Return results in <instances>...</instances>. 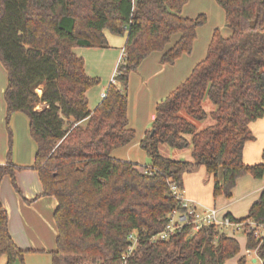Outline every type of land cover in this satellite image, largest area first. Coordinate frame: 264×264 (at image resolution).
<instances>
[{"label": "trees", "instance_id": "obj_1", "mask_svg": "<svg viewBox=\"0 0 264 264\" xmlns=\"http://www.w3.org/2000/svg\"><path fill=\"white\" fill-rule=\"evenodd\" d=\"M188 1L0 0L7 116L27 115L37 145L33 169L43 196L57 200L52 264H122L132 234L138 245L126 264H226L239 254L238 240L215 225L192 235V226H184L165 242L150 238L179 208L170 185L184 189L186 173L205 167L215 178V198H230L240 177L264 173L263 163L244 162L245 145L255 141L251 124L264 117V0H216L231 35L216 29L205 59L158 102L156 118L140 142L151 171L111 157L135 139L128 119L130 74L155 51L164 52L161 62L171 65L192 52L207 18L184 17ZM105 31L126 36V43L106 97L90 110L87 92L100 79L87 74L74 49L109 48ZM176 35L178 41L165 51ZM206 98L215 106L210 113L203 106ZM208 118L213 123L198 129L195 122ZM161 145L191 147L192 161L163 156ZM16 171L10 161L0 164V186L6 176L15 181ZM227 217L264 224V188L247 217ZM244 233L246 249L257 250L264 260V240L248 228ZM25 253L12 239L0 201V263L6 257L4 264H24ZM238 264H248L246 257Z\"/></svg>", "mask_w": 264, "mask_h": 264}, {"label": "crops", "instance_id": "obj_2", "mask_svg": "<svg viewBox=\"0 0 264 264\" xmlns=\"http://www.w3.org/2000/svg\"><path fill=\"white\" fill-rule=\"evenodd\" d=\"M209 1L211 0H189L188 3L183 7L182 15L184 17L194 18L192 16H195V14L193 15L192 11L193 10L196 11L198 8H200V5L207 4V2ZM200 14H204V13H200ZM201 27H199L197 30V38L193 43V49L190 54L182 55L173 65H171V64H164L161 62V58L164 52L155 51L151 53L145 60L142 61L137 71L132 72L130 74L129 83H128L129 95L131 98L132 97L131 92L133 87V102L131 101V104L128 105V119H129V127L136 132V135H135V139L129 145L114 149L111 153V157L128 162H132L130 160H134V158L130 156V149L132 148V145L133 147L139 146L140 142L144 139L147 132L149 131V127L156 118V109L158 102L163 98H165L166 96H168L180 84H182L191 75L194 67L205 59L214 32L210 33L205 38L200 37L199 29ZM105 35L109 43V48L103 49V48L77 47L74 49V52L76 53V55H78L79 57L85 60V69L87 74L89 70L88 68H90L88 67L89 64L88 60H90L91 64L94 66L93 70H100V72L106 74L105 79L107 78L108 80H110L112 79L111 77L113 76V74H115L119 62L122 59L124 53V46L126 43V36H115L109 33L108 31H105ZM230 35H231V31L229 30L227 32V35L224 37H229ZM178 39L179 36L176 35L174 40H172V43L166 47L165 51L170 49L178 41ZM108 82L105 83L99 90H97L98 96H96L95 94L94 95L91 94L90 90L87 92L90 110H93L92 108H95L96 104L102 101L100 98L101 97L100 94L106 92ZM3 91L4 88H2V92ZM1 103H0V112H2ZM214 109L215 107L211 106L209 109L210 111H206V112L210 113ZM132 110L133 112H131ZM256 123L257 122L251 124V129L255 136H257L258 131H261L260 128H258V126L257 128L256 127L254 128V126L257 125ZM211 124H212L211 122L207 121V123L204 124L205 128ZM252 143L253 142H248L245 145V150H244L245 163H252L250 159L252 157V153L253 155L256 156L259 154V152L261 153V148H263V146L259 148L256 147L252 148L251 145H254ZM184 150L187 151L185 157L183 154ZM160 153L163 156L174 160H180V161L192 160L191 147L187 149L179 150V149H172L167 145H161ZM138 166L142 167V165L141 166L138 165ZM218 174H221L222 177L220 178L219 181H222L223 179L222 171L220 170ZM214 181H215L214 176L208 174L206 172L205 167L201 166L195 171V173H191V174L186 173L184 175L183 187H184L185 196L201 204L202 206L216 208L215 207L216 203H219L220 206L216 209L218 210V217L220 219L227 217L228 214H231L234 218H237L238 216L237 215L238 211L236 209L237 205L242 203L243 201H248V205H247L248 207L251 204V202L253 201L255 202L257 200V197L260 195L261 190L264 188L263 187L264 179L254 180L252 176L246 175L238 179L236 187L234 188L230 199L221 196L216 200V203L215 202L213 203L211 198V193H214ZM203 188L206 189L205 196L202 195ZM34 197L35 196L25 197L24 200L27 204H30L40 198L37 196L35 198ZM0 200H1V194H0ZM54 200H55V205L57 207V200L55 198ZM6 211L7 212L9 211L8 207ZM8 216H9V232L15 244L19 248L26 251L25 253L26 264H52L51 255L50 258L48 257H46L45 259H42V257L40 259L37 258L38 256L36 255H39L37 253L43 250L42 247L40 245L39 247L35 243L30 244L28 240L25 241L27 238H29L30 235L28 233L22 234L19 231H17L13 225L15 223L12 222L11 216L9 214ZM5 262H3V264Z\"/></svg>", "mask_w": 264, "mask_h": 264}, {"label": "rangeland", "instance_id": "obj_3", "mask_svg": "<svg viewBox=\"0 0 264 264\" xmlns=\"http://www.w3.org/2000/svg\"><path fill=\"white\" fill-rule=\"evenodd\" d=\"M210 2V3H209ZM207 2V4L200 5L196 11H192L193 15L196 17L200 13H204L206 15L207 21L206 23L199 29L200 37H206L210 33H213L216 29H219L223 36L227 35L229 29L226 27V18L223 9L218 5L216 0H211ZM215 8V9H214ZM221 27V28H220ZM226 29V30H225ZM175 36L172 40H174ZM172 43V41H171ZM170 43V44H171ZM169 44V45H170ZM206 55V53H205ZM92 59V57H91ZM85 61V60H84ZM88 64V75L92 78L100 79V83L91 89V94L97 95V90H99L105 83L108 81V86L111 84L114 79L115 74L111 77L112 79H105L106 74L100 72V70H93L94 66L91 64L90 60ZM118 68V67H117ZM92 71H91V70ZM91 71V72H90ZM7 86V73L4 69L3 65L0 63V102L2 104V112H0V162L1 164H6L7 162H11L16 168L15 181L10 176H6L0 186V194H1V203L3 207L7 210L9 208L8 214L11 216L12 222L15 224L14 227L17 231L22 234L28 233L30 236L25 241H29L30 244L35 243L36 245H40L42 247V251L38 252L36 255L37 258L45 259L46 257L50 258V253L56 250V238H57V228L54 220V212H55V200L53 196H43V187L40 181L39 174L36 170L33 169L35 162V155L37 150V145L33 140L30 132L29 119L25 113L16 112L12 114L10 117L7 116L6 110V102L4 98V92ZM2 88L4 91L2 92ZM96 92V93H94ZM132 97L129 95V85H128V105L133 102V87H132ZM92 95V96H93ZM102 94H100L101 96ZM102 100V97H100ZM91 104V103H90ZM96 104L95 108L98 107ZM215 107L208 98L204 101V108L206 111H210V107ZM40 106H38V109ZM133 112V110L131 111ZM208 122L213 123L211 118L206 119L203 122H195L198 129L205 128V125ZM257 125L261 131H258L257 136H255V141H253L251 145L252 148L256 147L261 148V153L258 155H253L250 158L252 163H246L249 165L263 163V151H264V117L256 121ZM151 126L149 127V129ZM136 135V132H135ZM251 148V149H252ZM186 150L183 151L184 157L186 156ZM190 152V151H189ZM182 154V155H183ZM190 154V153H189ZM130 156L134 158V160H130L137 165H142V167H148L150 165V158L147 153L141 149L139 146L132 145L130 149ZM192 161V160H190ZM255 162V163H254ZM196 171V170H195ZM195 171L190 172L195 173ZM252 176L251 174H247ZM246 176V175H245ZM221 174H218V178L220 180ZM253 177V176H252ZM254 180H262L264 179V173L261 178H255ZM16 185V186H15ZM264 187V186H263ZM209 188V187H208ZM205 188H203L202 195L205 196ZM213 191V190H212ZM29 196H37L40 197L35 202L27 204L24 200L25 197ZM225 198V195H222ZM34 197V198H35ZM217 198L214 197V193H211L212 202L216 203ZM259 196L257 197V199ZM230 199V198H228ZM243 201V200H241ZM254 202V201H253ZM247 207L248 201H243L238 204L236 209L238 211V216L236 219H242L248 216L249 209L252 206V203ZM220 206L219 203H216L215 207L218 208ZM222 232V231H219ZM229 235L236 238L240 244V252L237 256L228 260L226 264H238V261L246 257L248 264L252 261L253 258L246 255V235L243 230H240L236 233H228ZM24 236V235H23ZM30 239V240H29ZM39 246V247H40ZM29 252V251H28ZM41 255V256H40ZM6 261V257L1 260L0 264ZM16 264H22L18 261ZM24 264L25 262V254H24Z\"/></svg>", "mask_w": 264, "mask_h": 264}, {"label": "built area", "instance_id": "obj_4", "mask_svg": "<svg viewBox=\"0 0 264 264\" xmlns=\"http://www.w3.org/2000/svg\"><path fill=\"white\" fill-rule=\"evenodd\" d=\"M102 98L106 97V92L101 95ZM145 173L151 171L150 167L144 168ZM172 195L178 201L179 208L173 209L168 215V223L166 227L159 233L150 238L152 242H165L168 241L173 235L178 233L184 226H192L190 235L198 232L204 225H215L219 231L227 233H236L240 230L249 229L253 232L256 239L264 240V224H259L253 220L244 222H235L229 217L220 219L218 217V210L214 207H205L201 204L187 198L184 189L176 184L170 185ZM132 244L123 255L122 264H126L129 257L135 252L138 239L132 234L129 237ZM246 255L253 258L255 263L264 264V260L260 259L257 250L246 249Z\"/></svg>", "mask_w": 264, "mask_h": 264}, {"label": "water", "instance_id": "obj_5", "mask_svg": "<svg viewBox=\"0 0 264 264\" xmlns=\"http://www.w3.org/2000/svg\"><path fill=\"white\" fill-rule=\"evenodd\" d=\"M152 134H153V132H152ZM152 134H151V135H152ZM253 263H255V260H253Z\"/></svg>", "mask_w": 264, "mask_h": 264}]
</instances>
